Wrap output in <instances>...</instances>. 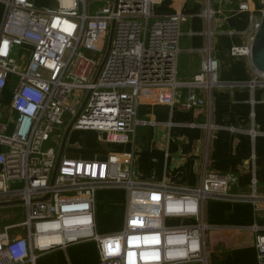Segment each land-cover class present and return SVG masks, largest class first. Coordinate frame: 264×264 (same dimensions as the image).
Segmentation results:
<instances>
[{"label":"built area","instance_id":"obj_1","mask_svg":"<svg viewBox=\"0 0 264 264\" xmlns=\"http://www.w3.org/2000/svg\"><path fill=\"white\" fill-rule=\"evenodd\" d=\"M58 1L52 9L33 0H0L6 8L0 27V98L10 76L18 78L3 120L0 108V203L26 208L23 222L0 226V264H37L56 247L85 241L97 245L100 264L203 262L205 201L250 200L259 209L264 198L256 180L250 195L232 194L237 176L218 171L205 172L198 186L148 182L135 176L134 150L113 151L106 158H60L61 146L50 145L55 129L60 133L70 125L97 131L107 143L128 144L143 123L138 107L145 90L161 89L162 101L174 104L181 86L177 77L185 16L153 14L157 0H111L95 12L88 10L87 0ZM239 7L249 9L247 2ZM263 17L264 8L253 18L250 44L234 46L232 54L251 58ZM109 30L111 41L102 55L100 45ZM25 44L33 49L27 66L20 68L14 49ZM250 84L264 86V72ZM188 85L207 90L220 85L219 60L209 49ZM206 104L210 101L193 89L184 107ZM105 187L127 191L125 225L115 234L97 228L96 194ZM173 218L196 221L168 225ZM20 227L26 235H13ZM253 230L258 262L264 264V231L257 224Z\"/></svg>","mask_w":264,"mask_h":264},{"label":"crops","instance_id":"obj_2","mask_svg":"<svg viewBox=\"0 0 264 264\" xmlns=\"http://www.w3.org/2000/svg\"><path fill=\"white\" fill-rule=\"evenodd\" d=\"M107 1L111 0H87L88 10L95 12ZM33 2L42 8L59 7L58 0ZM242 2L248 3V10L240 9ZM263 8L264 0L154 2L152 12L155 15L180 12L185 16L181 25L177 77L181 86L175 92L174 104L162 101L161 89L145 90L138 107V117L143 123L137 127L134 140L112 146L115 152L134 150V171L138 179L198 186L205 172L218 171L237 176L238 181L230 188L232 194H252L255 189L253 181L256 180L257 192L264 198V86L250 84L260 72L252 58L231 53L234 46L250 44L253 18L260 16ZM208 10L210 16L206 14ZM5 11V5L0 2V27ZM32 49L31 44L15 47L14 54H17L15 58L20 68L27 66ZM208 49L219 60L220 85L211 90L191 88L188 84L200 72ZM17 80L16 76L11 75L2 91L1 120L9 115ZM193 89L209 100L210 105L184 107L187 95ZM73 130L75 133L81 131L71 129L63 156L85 159L72 151L67 152ZM87 131L94 132L99 140L97 131ZM90 141L97 142L93 136ZM105 199L108 207L125 212L127 191L122 187H105L96 194V221L101 233L99 213ZM0 206L12 212V219L23 218L15 223L25 220L26 208L20 203H0ZM259 207L256 209L250 200L207 199L203 205V218L207 224L205 260L192 264H259L253 226L257 224L264 231V202ZM175 220L178 223L170 225L194 224L196 221L190 218ZM6 225L9 224L2 227ZM26 233L25 227L13 230V235ZM41 256V259L46 258L41 264H100L97 245L92 241L70 244L65 248L56 247Z\"/></svg>","mask_w":264,"mask_h":264},{"label":"rangeland","instance_id":"obj_3","mask_svg":"<svg viewBox=\"0 0 264 264\" xmlns=\"http://www.w3.org/2000/svg\"><path fill=\"white\" fill-rule=\"evenodd\" d=\"M111 33L112 30H109L106 34V36L103 39V42L101 43V47L103 48L102 55L106 53L108 46L110 44L111 40ZM86 54L93 56L95 58H101L102 55L96 51H91V50H86ZM17 54H14V57H16ZM17 58V57H16ZM17 62V60H16ZM25 68V67H24ZM43 73L46 74V70L43 68L40 69ZM13 127L9 129V132H11ZM74 130L71 132V138L68 141V148L67 152L72 151L74 154L84 157L85 159H93L95 157H104L108 153L114 151L113 150V145L114 144H109L107 143L103 135L100 134L99 132V140H97V135L94 134L92 131H87V130H81L78 133L73 134ZM66 134V130L61 131L60 133L55 132L53 134V140H51L50 145H55L57 146H62V143L64 141ZM93 136L95 137L96 141L95 143H92L90 141V137ZM101 190V189H99ZM98 190V191H99ZM97 191V193H98ZM5 207V206H4ZM0 206V226L5 224H11L15 222L22 221L23 218L20 220L19 218H13L12 219V212L10 210H6V208ZM19 209V208H18ZM126 211L124 212L121 209H117L116 207L113 209L112 207H108L107 199H105L100 205V213H99V226L100 229L102 230V233L106 234H115L117 231L121 230L126 221ZM19 219V220H18ZM169 225L178 223L177 220L175 219H168L167 222ZM101 233V231H100ZM93 242V241H92ZM42 256L39 257L37 263L41 264L42 261H45L46 258L41 259Z\"/></svg>","mask_w":264,"mask_h":264},{"label":"water","instance_id":"obj_4","mask_svg":"<svg viewBox=\"0 0 264 264\" xmlns=\"http://www.w3.org/2000/svg\"><path fill=\"white\" fill-rule=\"evenodd\" d=\"M111 37H112V33H111ZM251 58H252V61L255 67L259 71L264 72V17L262 19L261 26L259 30L257 31L255 38L253 40L252 46H251ZM71 129H72V125H70L66 130L65 138L62 143V149L60 152V158L63 155L65 143H66L67 137Z\"/></svg>","mask_w":264,"mask_h":264},{"label":"bare ground","instance_id":"obj_5","mask_svg":"<svg viewBox=\"0 0 264 264\" xmlns=\"http://www.w3.org/2000/svg\"><path fill=\"white\" fill-rule=\"evenodd\" d=\"M64 2H65L66 5H69L71 0H64Z\"/></svg>","mask_w":264,"mask_h":264},{"label":"trees","instance_id":"obj_6","mask_svg":"<svg viewBox=\"0 0 264 264\" xmlns=\"http://www.w3.org/2000/svg\"><path fill=\"white\" fill-rule=\"evenodd\" d=\"M235 2H237L238 0H234Z\"/></svg>","mask_w":264,"mask_h":264}]
</instances>
